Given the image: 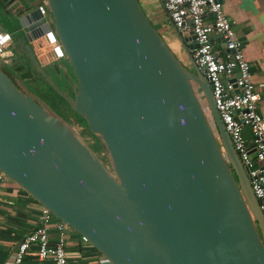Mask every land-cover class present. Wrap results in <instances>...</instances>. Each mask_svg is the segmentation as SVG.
Masks as SVG:
<instances>
[{"label":"water","instance_id":"95a60500","mask_svg":"<svg viewBox=\"0 0 264 264\" xmlns=\"http://www.w3.org/2000/svg\"><path fill=\"white\" fill-rule=\"evenodd\" d=\"M44 1L76 78L65 97L108 165L0 58V171L112 264H264V212L194 62L192 32L174 28L193 70L138 0ZM35 14L20 20L37 48L20 40L21 50L48 78L41 66L55 57L33 38Z\"/></svg>","mask_w":264,"mask_h":264},{"label":"built area","instance_id":"2783aa9c","mask_svg":"<svg viewBox=\"0 0 264 264\" xmlns=\"http://www.w3.org/2000/svg\"><path fill=\"white\" fill-rule=\"evenodd\" d=\"M159 1L173 27L179 32L191 31L194 36V62L210 84L220 119L238 158L247 170L251 189L264 212V115L259 105L263 84L256 85L252 80L251 63L225 13L223 0ZM35 11V16L27 23L32 26L30 31L33 38H44L45 45H52L50 50L55 59L63 58L64 51L54 28L42 21L49 13L46 2L38 1ZM4 36L9 39L4 40ZM11 41V34L0 30L2 61ZM13 60L8 59L6 62ZM244 127L249 128L250 139L246 138ZM5 180L9 179L0 171V198ZM66 227L65 223L41 206L40 219L19 241L12 264H22L31 250L36 252L41 261L68 264L69 236ZM79 239L82 244L92 246L83 236L79 235Z\"/></svg>","mask_w":264,"mask_h":264},{"label":"crops","instance_id":"0c3cea01","mask_svg":"<svg viewBox=\"0 0 264 264\" xmlns=\"http://www.w3.org/2000/svg\"><path fill=\"white\" fill-rule=\"evenodd\" d=\"M157 1L142 0L140 3L143 9L146 8L154 17L152 24L160 33L163 28H165L163 31H166L167 25L165 26L164 22L169 21L171 32L167 34V38L163 35L162 37L175 55L182 62L188 63L184 47L167 13L162 11L164 9L161 2ZM223 5L238 38H244L242 46L246 58L251 63L252 80L256 85L263 84L259 105L264 115V0H223ZM243 132L247 139L251 138L248 127H244ZM10 182L12 181L5 180L1 189L0 264H12L19 241L37 225L42 206L25 190L17 188ZM68 236V264H112L95 248L82 244L77 233H68ZM22 264L50 263L41 261L36 252L31 250L26 254Z\"/></svg>","mask_w":264,"mask_h":264},{"label":"rangeland","instance_id":"374dc122","mask_svg":"<svg viewBox=\"0 0 264 264\" xmlns=\"http://www.w3.org/2000/svg\"><path fill=\"white\" fill-rule=\"evenodd\" d=\"M37 1L38 0H0V30L7 31L12 36L11 45L4 51L6 57L3 59L2 62L5 63L6 60H8V59H15L16 65H23L25 71L26 70L29 71L30 69H32V67L26 61V58H24V55L21 52L20 40H23L27 45L31 46L33 48V50H35L37 48V45L31 44V40L27 34L28 28L26 26H22L20 19L22 16L36 10V8H37L36 2ZM138 1H139V3H140V1L142 2V0H138ZM154 1L158 2L157 0H154ZM140 5L142 6L141 3H140ZM144 9L146 10V12H145V13H147L146 15H148L147 17H149L151 23H153L154 17L151 15V13L149 11H147L146 8H144ZM162 11L165 12V14H166L165 10H162ZM42 21L47 22L51 27H54L53 19H52L50 13L46 14L42 18ZM164 24H165V26L167 25L166 31H163L165 29V28H163V30L160 34L163 35L164 37H166L167 34L171 32V29L169 27L170 23L168 20L166 22H164ZM157 31H159V30H157ZM183 63H185V62H183ZM185 65L189 69L193 70L189 61H188V63H185ZM41 67H43L45 69L49 68V70H50L49 72H51V76L54 79L53 81L55 82V85H58V89H60V91H61V92H59L60 94L65 93L70 97L71 100L74 99V94H75L74 87L76 84V78L73 74L71 64L67 60L66 57L56 58L54 60H51L48 63L46 62ZM12 70L15 71V69H12ZM8 73H9V71H8ZM50 83H51V81H50ZM194 88L197 92V97L199 98V101H201V106L203 108H205L206 111H208L205 100L203 98V95L195 83H194ZM54 104L55 105L53 107L62 116V118L64 120H67L69 124H72L76 129H78L81 132V135L87 140V142L89 143L91 148L99 156L100 152H103V151H102V149L99 150V148L97 147V143H95L93 141L94 134L89 132L87 130V128L82 124V122L80 123L78 118L73 114L72 111L69 110L67 105H65V103L59 97L56 96ZM208 117H209L208 118L209 122L212 124L213 122H212L211 117L209 115H208ZM82 125L84 128L83 129L79 128V126H82ZM101 155L103 156V158L105 159V162L108 165V161H107V157H106L105 152H103ZM101 155H100V158L102 157ZM10 183H12L14 186H17V188H20V186H18L15 182H10ZM66 232L67 233H77L72 228H70L68 226L66 227Z\"/></svg>","mask_w":264,"mask_h":264},{"label":"trees","instance_id":"16d2710c","mask_svg":"<svg viewBox=\"0 0 264 264\" xmlns=\"http://www.w3.org/2000/svg\"><path fill=\"white\" fill-rule=\"evenodd\" d=\"M26 61L31 65V67L33 69V73L31 74V72H27V70H26L25 73H23V75L20 76V81L29 89V91L33 95L39 97L42 101H44L51 108H54L53 106L55 105L54 102H55L56 96L59 97L65 103V105H67L69 110L72 111L73 114L78 118L80 123L82 122V124L87 128L85 119L82 116H80L79 114H77L71 108V106L68 104V102L56 90V88H54V86L50 83V81L45 79L42 76V74H40L37 71L36 67L32 64L31 61H29L28 57L26 58ZM17 69L22 71L24 69V66L23 65H17ZM24 77L25 78L27 77V80H25ZM28 77H29V79H28ZM51 81L54 82L52 79H51ZM54 84H55V82H54ZM29 87H31V88H29ZM97 139H98V137H97ZM95 143H97V147L99 148V150L103 149L102 142L100 140L98 142H95ZM101 158L105 162V159L103 158V156ZM105 164H107V163L105 162Z\"/></svg>","mask_w":264,"mask_h":264},{"label":"flooded vegetation","instance_id":"af4514ba","mask_svg":"<svg viewBox=\"0 0 264 264\" xmlns=\"http://www.w3.org/2000/svg\"><path fill=\"white\" fill-rule=\"evenodd\" d=\"M193 47H194V45H193ZM192 50H193V48L191 49V52H192ZM21 52L23 53V55H24V58H27L28 56H27V54L26 53H24L22 50H21ZM29 58V57H28ZM30 61V60H29ZM5 65L7 66V68H8V71H9V76L12 78V80L14 81V82H18V81H20V76L21 75H23V73H25V70L23 69L22 71H20V70H18L17 69V65H16V63H15V59L13 60V61H11L10 63H6L5 62ZM42 68V70H43V72L48 76V78L51 80H54L53 79V77L51 76V72H49L50 70H49V68H43V67H41ZM12 69H15V71L14 70H12ZM27 72H31V74L33 73V69H30L29 71H27ZM43 76V75H42ZM44 77V76H43ZM45 78V77H44ZM48 78H45V79H47L48 80ZM24 79L25 80H27V77L25 78L24 77ZM28 79H29V77H28ZM49 81V80H48ZM21 82V81H20ZM29 82V81H28ZM53 86H54V88H56V90L58 91V92H61L60 91V89H58V85H55L54 84V82H53V84H52ZM29 88H31V87H29ZM65 94V93H64ZM61 94L62 96H63V98L68 102V100H67V97L68 98H70L67 94ZM65 96H67V97H65ZM69 104V103H68ZM70 105V104H69ZM56 113H58L57 112V110L55 109V108H52ZM59 114V113H58ZM60 115V114H59ZM61 116V115H60ZM62 117V116H61ZM67 121V120H66ZM68 122V121H67ZM72 125V124H71ZM79 128H81V129H83L84 127L83 126H79ZM214 129V128H213ZM80 132V131H79ZM80 134H81V132H80ZM94 138H93V141L94 142H98L99 140L97 139V137L94 135L93 136ZM86 140V139H85ZM87 141V140H86ZM88 143V142H87ZM89 144V143H88ZM102 151L103 152H105L104 151V149H102ZM103 152H100V155L103 153ZM100 155H99V157H100ZM230 167V166H229ZM230 170H231V172H232V175H233V177L235 178V180H236V176H235V174H234V171L232 170V168L230 167Z\"/></svg>","mask_w":264,"mask_h":264},{"label":"clouds","instance_id":"9594fccd","mask_svg":"<svg viewBox=\"0 0 264 264\" xmlns=\"http://www.w3.org/2000/svg\"><path fill=\"white\" fill-rule=\"evenodd\" d=\"M7 39H9V37L8 36H4V40H7Z\"/></svg>","mask_w":264,"mask_h":264}]
</instances>
